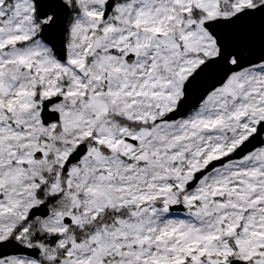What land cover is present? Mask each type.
<instances>
[{
    "label": "snow or ice",
    "instance_id": "1",
    "mask_svg": "<svg viewBox=\"0 0 264 264\" xmlns=\"http://www.w3.org/2000/svg\"><path fill=\"white\" fill-rule=\"evenodd\" d=\"M0 264H264V0H0Z\"/></svg>",
    "mask_w": 264,
    "mask_h": 264
}]
</instances>
